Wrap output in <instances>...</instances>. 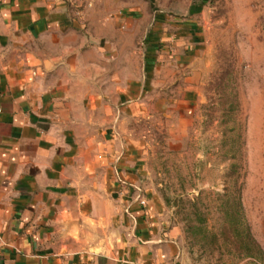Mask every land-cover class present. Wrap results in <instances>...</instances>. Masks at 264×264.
I'll return each instance as SVG.
<instances>
[{"label":"crops","instance_id":"crops-1","mask_svg":"<svg viewBox=\"0 0 264 264\" xmlns=\"http://www.w3.org/2000/svg\"><path fill=\"white\" fill-rule=\"evenodd\" d=\"M135 1L0 0V264L182 263L125 121L188 101L201 36Z\"/></svg>","mask_w":264,"mask_h":264},{"label":"rangeland","instance_id":"rangeland-1","mask_svg":"<svg viewBox=\"0 0 264 264\" xmlns=\"http://www.w3.org/2000/svg\"><path fill=\"white\" fill-rule=\"evenodd\" d=\"M133 5L155 30L185 20L201 36L188 101L182 83H167L125 121L142 181L180 239L181 264H264V0Z\"/></svg>","mask_w":264,"mask_h":264}]
</instances>
